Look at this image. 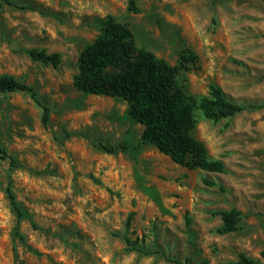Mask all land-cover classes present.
Returning <instances> with one entry per match:
<instances>
[{
  "label": "rangeland",
  "instance_id": "rangeland-1",
  "mask_svg": "<svg viewBox=\"0 0 264 264\" xmlns=\"http://www.w3.org/2000/svg\"><path fill=\"white\" fill-rule=\"evenodd\" d=\"M12 2L0 10V76L34 88L50 120L29 94L0 93V146L14 160L0 159V264H264V0H136L139 13L129 0ZM108 16L172 66L191 49L199 60L178 76L189 95L215 85L246 107L217 123L195 114L192 136L225 173L175 164L143 142L124 100L75 88ZM9 186L38 229L18 219ZM231 209L238 230L220 235L216 213Z\"/></svg>",
  "mask_w": 264,
  "mask_h": 264
},
{
  "label": "trees",
  "instance_id": "trees-1",
  "mask_svg": "<svg viewBox=\"0 0 264 264\" xmlns=\"http://www.w3.org/2000/svg\"><path fill=\"white\" fill-rule=\"evenodd\" d=\"M12 6V0H0ZM128 10L139 13L136 0H129ZM30 56L34 61L57 68L61 62L59 53L33 49ZM199 58L191 50L182 51L179 63L172 66L159 59L153 52L138 47L131 29L114 17H106L100 35L87 45L79 58V71L74 77L75 88L86 94L116 97L128 104V115L144 126L142 140L149 143L175 164L189 170L200 169L210 173H225L221 160H212L206 146L192 136L196 127V112H202L207 120L220 122L241 113L246 107L227 98L220 87L211 85L207 95H189L179 81L181 71H188ZM25 92L43 109L42 124L47 126L50 109L41 104L31 86L13 77L0 76V93ZM253 109L255 106H248ZM107 153H116L124 144L101 145ZM9 158L5 148L0 146V159ZM150 193V192H149ZM8 198L18 219H28L38 229L30 212L24 211L16 201L9 186ZM152 195V194H151ZM156 202L159 200L155 198ZM222 221L217 233L225 235L238 230L241 212L237 209L221 210L216 213ZM130 245L132 242L127 241ZM264 257V251L262 252ZM233 264H259L245 254Z\"/></svg>",
  "mask_w": 264,
  "mask_h": 264
}]
</instances>
